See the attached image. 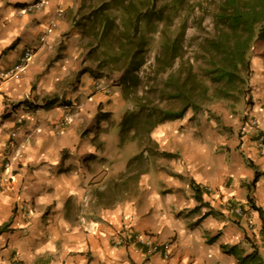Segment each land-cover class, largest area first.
<instances>
[{
	"label": "crops",
	"instance_id": "0c3cea01",
	"mask_svg": "<svg viewBox=\"0 0 264 264\" xmlns=\"http://www.w3.org/2000/svg\"><path fill=\"white\" fill-rule=\"evenodd\" d=\"M35 2L43 6L29 10ZM76 7V0H0V264H241L255 251L259 259L249 264H264V46L245 108L217 117L187 112L157 125L155 155L146 153L145 167L110 200L116 188L108 180H123L140 150L121 143L130 105L118 84L85 72L68 87L78 71L70 59ZM28 48L27 68L7 75ZM100 82L109 92L93 90ZM68 114L72 121L57 132ZM15 132L22 159L6 169ZM124 228L144 242L116 243Z\"/></svg>",
	"mask_w": 264,
	"mask_h": 264
},
{
	"label": "rangeland",
	"instance_id": "374dc122",
	"mask_svg": "<svg viewBox=\"0 0 264 264\" xmlns=\"http://www.w3.org/2000/svg\"><path fill=\"white\" fill-rule=\"evenodd\" d=\"M112 0H76L77 7L72 9L71 22L76 29L75 43L72 47V54L70 59L76 61L78 65V71L76 77L72 80L68 87L74 89L75 83L81 82V75L88 72L92 77L101 79H106L110 86H118L121 89L124 99L130 105L127 112L138 113L141 109L138 104H143L148 106L150 109H143L145 114L148 112H154L153 109L156 108L158 111L164 110H174L180 111L184 109L187 104H193L192 107H188L185 113H211L213 117H217V113L223 110H230L233 115L235 111H242L247 105L246 97L251 91L252 77L255 74L254 69V55L256 49L259 51L263 48L264 44L262 40L256 39L251 44V48L248 52L250 68L248 71H243L242 76L245 77L244 83H237L232 85L230 88V97L225 100H216L214 95L217 94L215 91V85L212 82V75L209 73V63L206 58V52L204 50L208 48L207 40L210 39L216 29V13L218 11L219 4L223 0H183L181 7H178L175 11L170 10L169 0H156L157 9H164L165 21H160L157 23L156 27H151L146 30L147 45L144 49V60L145 63L141 66L139 70L134 72L138 77L135 81L129 83L128 85H123L122 76L124 69L121 71L115 70L117 66H121L122 62L112 63L108 58L106 59L108 50H112L115 47L125 44L126 42L119 41V34L116 33V26L110 32V34L104 39L99 37L98 27L96 24H92L91 14H111L115 25L121 24L122 12L118 11L117 8L122 4L134 8V2H137L136 8L138 11L143 12L148 9L147 6L140 3V0H115L116 2L110 5ZM103 4H109L105 7V11L101 6ZM168 4V5H167ZM110 9V10H109ZM109 10V11H108ZM160 10V9H159ZM121 29H127V25H121ZM153 30V31H152ZM124 32V31H122ZM176 38V51L173 48V42ZM65 40L67 37L65 36ZM128 47L132 48L136 46L138 41L134 40ZM63 47V48H62ZM67 46L63 43L61 44L62 50ZM113 47V48H112ZM112 48V49H111ZM109 51V52H110ZM125 62H123L124 64ZM194 66V69H192ZM263 71V70H259ZM256 72L259 74L260 72ZM182 73L183 79L185 77L188 79L185 83L184 88H176L172 83L171 85L166 84V79L171 73ZM134 75V76H135ZM196 75L197 78L191 77ZM194 78V79H193ZM247 78V79H246ZM69 79V77L66 78ZM110 81V82H109ZM185 81V80H183ZM182 81V82H183ZM92 87V85H91ZM92 89V88H91ZM207 89V91H205ZM95 91V89L93 88ZM205 93L202 95V92ZM64 92V90H62ZM176 92L180 94V97L174 99L172 94ZM216 92V94H215ZM126 98H125V96ZM128 97V99H127ZM55 97H53L54 99ZM59 98V97H58ZM56 98V100H58ZM194 98V100H193ZM196 98V99H195ZM64 106L69 105L70 100L59 99ZM65 103V104H64ZM195 106H198L195 108ZM219 108V109H217ZM158 113V112H157ZM141 117L144 118L142 113ZM155 116V115H154ZM157 117V116H156ZM158 118V117H157ZM138 128H140L138 130ZM136 131L143 137L144 144H147L151 149H144V153L149 155L154 154L156 146L155 143H149L147 140V133L143 131V123L138 124ZM125 143H129V137L126 136ZM136 143L139 150L142 147L139 142ZM135 144V145H136ZM137 148V151H138ZM151 154V155H152ZM155 155V154H154ZM136 156V155H135ZM129 158V157H128ZM134 158V156L132 157ZM131 158V159H132ZM130 158L127 160L129 164ZM140 166V167H139ZM143 166L137 165L127 166L125 172V178L120 180L119 174L110 177L108 183L111 187H115V190L109 191L110 200L117 198L119 195L122 196V189H127L130 181L134 180L133 175L137 174L139 169ZM136 172V173H135ZM115 178V179H114ZM121 183L125 185L122 187ZM113 191V193H111Z\"/></svg>",
	"mask_w": 264,
	"mask_h": 264
},
{
	"label": "trees",
	"instance_id": "16d2710c",
	"mask_svg": "<svg viewBox=\"0 0 264 264\" xmlns=\"http://www.w3.org/2000/svg\"><path fill=\"white\" fill-rule=\"evenodd\" d=\"M168 5L170 10L175 11L178 7H181L183 0H169ZM115 3L112 0L110 5ZM142 3L148 7V9L143 12L138 11L137 2H134V8L128 7L124 4L119 6L117 10L122 12L121 24L115 25L111 14H91L92 24L96 26L99 25L98 32H100L99 37L104 39L110 34L113 28L116 26V33L119 34V41L126 42L118 47L111 48L108 50L107 57L112 63L122 62L121 66L114 68L115 70L121 71L124 69L122 76L123 85H128L138 78L134 72L139 70L141 66L145 63L144 60V49L147 45V37L145 35L146 30L151 27H156L157 23L160 21H165L164 9H157L156 0H140L139 4ZM109 4H103L102 9L105 11V7ZM110 10V9H109ZM108 10V11H109ZM216 29L214 35L207 40L208 48L204 50L206 52V58L209 63V73L212 75V82L215 85L214 99L225 100L230 97V88L232 85L237 83H244L245 77L242 76L243 71H248L250 68L248 52L251 48L252 42L256 39L264 41V0H223L219 4L218 11L216 13ZM121 25H127V29H121ZM124 31V32H122ZM153 31V30H152ZM134 40L138 41L139 44L134 45L132 48L128 47ZM176 38L173 42V48L176 51ZM128 43V45H126ZM110 51V52H109ZM123 62H125L123 64ZM194 69V66H192ZM243 70V71H242ZM135 75V76H134ZM191 76V75H190ZM191 77L197 78L196 75ZM193 78V79H194ZM247 79V78H246ZM185 80V81H183ZM188 79L185 77L183 79L182 73H171L166 79V84L171 85V83L179 89V87L185 86V82ZM183 81V82H182ZM207 91V89H205ZM202 92V95L205 93ZM125 96V95H124ZM174 99L180 97L179 93L174 92L172 94ZM126 98V96H125ZM128 99V97H127ZM196 99V98H195ZM194 100V98H193ZM141 109L138 113L127 112L121 122V143L124 144L126 141V136L129 137V141H137L142 147V150L134 156V158L129 161V169L131 166L141 165L145 167L147 164V159L144 153V149H151L147 144H144L145 137L141 136L136 129L138 124L143 123V131L147 133V140L149 143H153L150 137L152 130L159 124L166 121L175 120L181 118L188 107H192L193 104H187V106L180 110H164L158 111L156 108L153 109L154 112H148L145 114L143 109L149 108L143 104H138ZM198 106H195L197 108ZM158 112V113H157ZM142 113L144 118L141 117ZM155 115V116H154ZM158 118H157V117ZM140 128H138L139 130ZM153 150V149H151ZM140 167V166H139ZM195 191V198L200 202L201 194L197 186H193ZM260 212L261 209H258ZM262 215V214H261ZM264 220V218L262 217ZM6 226L0 228L2 231ZM264 234V225L262 228ZM234 247L230 248L229 252H233ZM259 259L257 251L253 252L251 255L245 257H239L238 261L241 264H249L251 261Z\"/></svg>",
	"mask_w": 264,
	"mask_h": 264
},
{
	"label": "built area",
	"instance_id": "2783aa9c",
	"mask_svg": "<svg viewBox=\"0 0 264 264\" xmlns=\"http://www.w3.org/2000/svg\"><path fill=\"white\" fill-rule=\"evenodd\" d=\"M42 6H43V2H35L33 4L28 5L27 8L29 10H33V9H39ZM32 56H33V51L29 48L26 49L22 58L19 60V62L15 66H13L9 70L7 75L9 74L10 77L17 76L22 71H24L27 68L29 61H30ZM101 85H102L101 82L99 84L96 83L93 85V88L95 90L102 88L103 90L109 92L108 87H104ZM69 107H71V106H69V105L65 106V108H69ZM71 121H72V117L70 114H68L65 118H63L62 120L58 121L55 124L56 131L60 132L61 130H63L66 127V124H69ZM258 145H259V147H262V148L264 147V133L258 135ZM21 159H22V150H21V147L16 142V132H15L11 135V138L7 144V149H6V154H5V163H4L5 168L6 169H12L15 164H19L21 162ZM228 207L233 208L234 206L232 207L230 204H228ZM233 211L238 213V214H242V208H240V207H234ZM22 212L24 215H26L28 213L27 209H23ZM122 234L123 235L121 237L116 239V243H118L120 245L127 243L129 241V238L133 239L134 241L144 242L140 236L133 234L129 228H124L122 230ZM171 244H172V242L164 245L163 248H164V251L166 253L169 252V248L171 247ZM157 248H158L157 245L151 246L150 252L156 251Z\"/></svg>",
	"mask_w": 264,
	"mask_h": 264
},
{
	"label": "clouds",
	"instance_id": "9594fccd",
	"mask_svg": "<svg viewBox=\"0 0 264 264\" xmlns=\"http://www.w3.org/2000/svg\"><path fill=\"white\" fill-rule=\"evenodd\" d=\"M70 105H71V104H70ZM65 106H66V105H65ZM65 106H64V107H65Z\"/></svg>",
	"mask_w": 264,
	"mask_h": 264
}]
</instances>
